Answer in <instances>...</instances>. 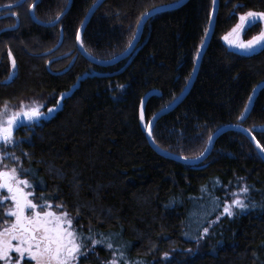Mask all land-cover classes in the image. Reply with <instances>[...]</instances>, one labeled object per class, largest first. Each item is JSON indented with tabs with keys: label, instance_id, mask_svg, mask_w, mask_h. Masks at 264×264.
I'll return each instance as SVG.
<instances>
[{
	"label": "trees",
	"instance_id": "1",
	"mask_svg": "<svg viewBox=\"0 0 264 264\" xmlns=\"http://www.w3.org/2000/svg\"><path fill=\"white\" fill-rule=\"evenodd\" d=\"M16 1L0 0V7ZM34 1L0 11V17H19L18 28L0 34V104L66 94L60 106L48 101L54 111L40 126L19 129L23 139L8 150L11 164L31 170L21 176L37 200L60 206L74 217L77 232L97 241L87 242L81 249L86 256L76 264H264V161L251 141L239 131L224 132L206 160L184 165L152 149L140 122L147 94L152 93L144 109L148 123L184 89L213 0H188L150 17L133 56L105 67L81 56L76 46L95 0H72L59 23L47 27L29 15ZM176 1L106 0L84 30L83 46L92 56L113 58L129 46L147 11ZM68 3L41 0L34 15L52 21ZM218 7L193 87L152 130L162 149L186 158L201 154L220 126L236 124L252 90L264 81V45L241 54L223 40L239 16L264 12V0H219ZM15 22L14 16L0 18V30ZM263 23L245 25L244 39L260 34ZM61 30L59 49L41 55L58 43ZM11 58L16 73L8 81ZM258 94L242 125L264 147V132L256 130L264 125V87ZM234 194L250 206L233 207L228 216L224 207ZM4 212L3 205L0 227Z\"/></svg>",
	"mask_w": 264,
	"mask_h": 264
},
{
	"label": "snow or ice",
	"instance_id": "2",
	"mask_svg": "<svg viewBox=\"0 0 264 264\" xmlns=\"http://www.w3.org/2000/svg\"><path fill=\"white\" fill-rule=\"evenodd\" d=\"M215 2V0H214ZM59 17H57V20ZM240 22L232 29V31L225 37V40H229V43H234L236 47L244 50H252L254 46L264 45V31H261L259 35L253 37L247 43L239 40V34L244 29L245 24L255 23L257 20H264V12L249 11L239 17ZM236 37V41H232L229 38ZM133 39L135 36L133 35ZM77 40H80L77 35ZM11 57V53H9ZM12 66L15 67V61L12 60ZM251 101V97L249 98ZM7 107H5V112ZM54 109H48L51 113ZM248 108L246 107L245 114L242 115V119L246 118ZM40 113L37 108L30 109L23 112V117L28 121L39 118ZM19 119V114H13L7 119V125L4 126L3 122H0V143L7 145L13 143L12 140V126L16 124ZM141 120H143V113L141 112ZM151 135V132L149 133ZM211 139V137H209ZM261 153H264V147L257 144ZM7 155L11 156V153ZM3 157L0 156V161ZM31 170H19L12 168L10 170L0 171V190H6L7 195L0 198V207L10 200L12 207H9L3 213L4 224L6 225L3 230H0V260H4L5 264H11L10 252L18 253L16 258V264H21L25 256L30 258L31 261H35V264H76L79 256L85 255L86 252H82V248L87 247V242L92 244L97 243L90 235L84 237L82 232H77L72 228V220L68 217V214L62 213L57 215L53 211H45V208H50L51 205L44 203L38 204L33 202V199L29 197L31 192H26L25 188H30L32 185L27 179H21L20 175L28 174ZM249 191L247 186L241 189L242 193ZM40 200H46L45 197H40ZM250 205L245 204L244 200L235 196L231 204L224 207V213L228 216L233 215L232 208H239L241 211L246 210ZM40 210H37V209ZM14 218L9 224L8 219ZM92 232V229H89ZM208 229H204V233L207 234ZM15 241V244L13 243ZM100 243H105L100 241ZM106 247L111 249L113 245L108 242ZM123 259V255L121 254ZM112 264H116L115 261Z\"/></svg>",
	"mask_w": 264,
	"mask_h": 264
},
{
	"label": "water",
	"instance_id": "3",
	"mask_svg": "<svg viewBox=\"0 0 264 264\" xmlns=\"http://www.w3.org/2000/svg\"><path fill=\"white\" fill-rule=\"evenodd\" d=\"M25 0H18L16 2H13V4L10 5H4L2 7H0V11L2 10H12L14 7L20 6L24 3ZM41 0H35L32 4V6L30 7L29 10V15H31L32 20L34 21V23H37L39 25H42L44 27L47 26H56L59 21L67 14V11L69 10L71 4H72V0H68V5L67 7L61 12V14L58 15L59 19L57 20L54 19L52 21H41L37 18L36 15H34V10L36 5L38 4V2H40ZM106 0H95V2L92 3L91 7L88 9L87 14L85 15V17L83 18V20L81 21V26L77 32V35H79L80 40H76V46L78 47V51L79 54L81 56L86 57L91 63H95L98 66L101 67H105L108 65H113L116 64V62L122 61V60H126L127 58L133 56V52L134 50L138 47V43L141 40L142 34H143V29L144 26L146 25V23L148 22V19L156 14H159V12H163V11H168L170 9H176L178 7H181L182 4L186 3L188 0H179L173 3H169L167 5H160L156 8H152L149 11H147L146 14H144L140 19H139V23L137 25L136 31H135V39H132L131 42L129 43V46L126 47V49L118 54H116L115 57L110 58V59H100L98 57L92 56L91 54H89L87 52V50L85 49V46H83V32L86 29V27L89 24V21L91 20L92 16L95 14V11L102 5L103 2H105ZM219 0H213V4H212V11L210 14V21H209V25L207 27V32L203 38V42L200 45L199 49H198V53L197 56L195 58L194 61V68L192 70L191 73V77L189 78L188 82L186 83L184 89L182 90V92L180 94H178L174 101H172L171 103L167 104L166 106H164L162 109H160L158 112H156L151 119L149 120V122L147 123L145 121V105L147 102V98L149 96H151L152 93L147 94L143 100L142 103L140 105V122L142 123L143 128L145 129V133L147 135V140L148 143L150 144V146L152 147V149H154L159 155H162L163 157H167L169 159H172L174 161H178L184 165H199V163L203 162L204 160H206L209 157V154L211 153L210 151L213 149L216 140L220 137V135L224 132L227 131H231V130H236L239 131L241 133H243L252 143L253 147L255 148V150H257L260 158L262 159V161H264V153H261L259 148H257V144L260 145L258 139L255 138L254 133L252 131H250L248 128H245L242 125V122L248 118V115L251 113L252 108H253V103L255 101V99L257 98V96L259 95V91L262 90V88L264 87V81H262L261 84L257 85L251 92V101L248 100V102L246 103V107L248 108V113L246 115V118H241L243 114H245V110L246 107L244 108L243 112L241 113L239 120L236 124H231V125H223L220 126L210 137L211 139H208V143L205 147V149L201 152V154H199L197 157H183L179 154H173L168 150H164L162 149L157 143H155L154 138H153V128L155 126V124L158 122V120L160 118L163 117V115L167 114L168 112L174 110V108L179 105L184 99L185 96L189 93V91L191 90V88L193 87L192 85L195 82V79L197 78V74L198 71L200 69L201 66V61L205 55V51L208 47V45L211 42V38L214 34L215 31V24H216V20H217V14H218V10H219ZM7 16H14L16 19V22L14 23L13 26H8V27H4L3 29L0 30V34L3 33L4 31L7 30H11L13 31L14 29L18 28L19 26V17L18 15H16L15 13L9 12L6 14ZM6 15H2V17L6 16ZM0 17V18H2ZM247 25V24H245ZM241 33V32H240ZM63 32L61 30L60 32V39L58 41V43L50 50H48V52H45L41 55H49L50 53L55 52L56 50L59 49L60 44L62 43L63 40ZM235 41H236V37H235ZM235 51H237L238 53L241 54H245V50L241 49V48H237L235 49ZM70 53H67L65 55H63L64 57L69 56ZM58 59H60V57H58ZM76 59V56L73 57V59L71 60V63L69 64V66L66 68V70H68V68L71 66V64L74 62V60ZM64 70V71H66ZM12 78L10 77L8 79V81H10ZM53 112V111H52ZM141 112L143 113V120H141ZM23 120L25 119V117L22 118ZM16 124L13 125V127H15ZM16 129V128H15ZM257 131H262L264 132V125L262 126H257L256 127ZM151 132V135H149V133ZM261 146V145H260ZM0 171H4V170H0ZM6 192V190H3Z\"/></svg>",
	"mask_w": 264,
	"mask_h": 264
},
{
	"label": "rangeland",
	"instance_id": "4",
	"mask_svg": "<svg viewBox=\"0 0 264 264\" xmlns=\"http://www.w3.org/2000/svg\"><path fill=\"white\" fill-rule=\"evenodd\" d=\"M239 22H240V20L238 21V23ZM262 31H264V27H263ZM230 32H228L226 36H228V34ZM243 33H244V30L242 31L241 34H239V40L243 41L244 43H247L253 37L257 36V35H255L253 37H250L249 40H247V39H244ZM226 36H224V38H223V40L226 42V44H228L234 50L237 49L238 47H236L234 43L230 44L229 40H225ZM229 39L232 41H235V37H230ZM261 46L262 45H257V46H254V48L252 50H245V54L253 52L256 49L260 48ZM10 60H11V69H10L11 73H10L8 79L10 77L13 78L15 76V73H16V71H15L16 67L13 68V66H12V60L13 59L11 58ZM65 96H66V94H64V93L60 94V93L52 91L48 94H40L37 97L35 96V97H28V98L22 99L20 101H17V103H12V102L6 100L0 104V122H3L4 126H8L7 125V119L9 117H11L14 113L19 114V119L17 120L15 127L12 126V140L14 142L9 143L7 145L0 143V156L3 157V160L0 161V170H10L12 168H17L13 164H11L12 160L14 159V155L8 149L13 148V146H15L17 143H19L20 140L23 139L20 137L18 130L22 128V129H24V132H25L26 129L29 130V129H33L34 126H40L42 121L51 115V113L48 112V109H54L53 107L48 108V105H47L48 101H51L52 99H54L56 101V103H58V106H60L62 99H64ZM5 107H7L6 112H5ZM33 108L38 109V111L40 113L39 118L34 119L32 121H28L26 118L23 120L22 119L23 118V112L28 111V110L33 109ZM17 127H19V128L17 131H15V128H17ZM22 129H21V131H22ZM8 153H11L12 155L9 156V155H7ZM6 159H7V161H6ZM19 174L20 173L18 170V175ZM20 178L26 179V178L22 177L21 175H20ZM25 191L32 193V195L29 198L33 199V202L38 203V204L47 203V204L51 205L50 208H45L44 209L45 211H53L57 215L65 213V211L62 210L60 206H54V204H52L50 202H46V201L42 202V201L37 200V198L35 197V193L33 192V189L31 187L25 188ZM5 195H7V193L3 190H0V198H2ZM3 205L5 206V210H6L7 208L12 207V202L10 200H8ZM37 210H40V209L38 208ZM68 217L72 220V228L75 229L76 227L74 225V217H72L71 214H68ZM13 220H14V218H9L8 223L10 224ZM5 226L6 225L3 222V224L0 227V230H3V228ZM13 243L15 244V241ZM18 255L19 254L15 253V252L9 253V256L11 257V264H16V258L18 257ZM0 264H5V261L0 260ZM21 264H35V261H31L30 258L25 256L24 260L21 261Z\"/></svg>",
	"mask_w": 264,
	"mask_h": 264
},
{
	"label": "flooded vegetation",
	"instance_id": "5",
	"mask_svg": "<svg viewBox=\"0 0 264 264\" xmlns=\"http://www.w3.org/2000/svg\"><path fill=\"white\" fill-rule=\"evenodd\" d=\"M7 13H9V12H7ZM7 13H6V14H7ZM7 27H8V26H7ZM18 128H19V127H17V128L15 129V131H17V130H18Z\"/></svg>",
	"mask_w": 264,
	"mask_h": 264
}]
</instances>
